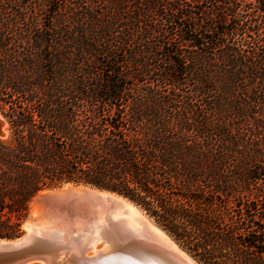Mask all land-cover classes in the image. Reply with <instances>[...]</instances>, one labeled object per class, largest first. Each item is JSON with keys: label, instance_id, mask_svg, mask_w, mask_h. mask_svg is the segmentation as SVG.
Returning a JSON list of instances; mask_svg holds the SVG:
<instances>
[{"label": "trees", "instance_id": "trees-1", "mask_svg": "<svg viewBox=\"0 0 264 264\" xmlns=\"http://www.w3.org/2000/svg\"><path fill=\"white\" fill-rule=\"evenodd\" d=\"M0 115V237L90 184L201 264H264V0H0Z\"/></svg>", "mask_w": 264, "mask_h": 264}, {"label": "water", "instance_id": "water-1", "mask_svg": "<svg viewBox=\"0 0 264 264\" xmlns=\"http://www.w3.org/2000/svg\"><path fill=\"white\" fill-rule=\"evenodd\" d=\"M3 126L0 115V136L4 134ZM32 202L38 215L25 221L29 230L25 228L16 237H0V264H84L92 260L93 264H194L195 258L189 253L185 251L189 255L185 256L169 247L153 228L126 207L123 209L126 202L140 207L116 192L68 182L63 187L36 192ZM59 210L69 221L66 235L58 227L37 224L41 216ZM95 232L103 244L94 255L87 256L77 242Z\"/></svg>", "mask_w": 264, "mask_h": 264}, {"label": "bare ground", "instance_id": "bare-ground-1", "mask_svg": "<svg viewBox=\"0 0 264 264\" xmlns=\"http://www.w3.org/2000/svg\"><path fill=\"white\" fill-rule=\"evenodd\" d=\"M31 207H32V214L33 217H36L38 215V208L37 206L32 202L31 203ZM127 208L128 212L130 214H134L135 216L139 217L140 219H142L146 224H148L151 228L154 229V231L162 238V240L169 246L172 247L173 249L179 251L181 254L185 255V256H189L185 250H183L181 247H179V245L177 243H175V241L165 232L163 231L161 228H159L157 225L154 224V222H152L137 206H135L132 203H124V208ZM49 217V219H48ZM39 223H37L38 225H41V227H47V228H60L62 229L63 235H66V230L69 224L67 215H65V213H63L62 210H59L58 212L52 211V214L50 216H46L43 217L41 216V218H39ZM24 228H26L27 230H29V228L26 226V223H24ZM77 228L80 227V224L78 223ZM103 230V229H99L98 231ZM98 234L97 232L93 233V234H88L85 236H82L80 238V240L77 242V245H79L80 248H82V250H84V254L87 256H92L94 255V253L96 252V250L101 247L100 244H103V242H101L98 239ZM90 249L89 252H87V250ZM81 250V251H82ZM193 263L194 264H200L197 260L193 259ZM92 261H89L87 263L84 264H93Z\"/></svg>", "mask_w": 264, "mask_h": 264}, {"label": "rangeland", "instance_id": "rangeland-1", "mask_svg": "<svg viewBox=\"0 0 264 264\" xmlns=\"http://www.w3.org/2000/svg\"><path fill=\"white\" fill-rule=\"evenodd\" d=\"M3 132H4V134L3 135H1V136H3V137H7L8 136V130H7V128H6V124H5V122H4V126H3ZM78 185H80V184H78ZM64 186V184L63 185H61V186H58V187H63ZM43 190V189H42ZM141 209V208H140ZM144 213H145V215L152 221V222H154V224L155 225H157L159 228H161L154 220H153V218L152 217H150L143 209H141ZM31 216H33V214H32V207H31V199H30V201H29V208H28V213H27V215H26V217L22 220V223H21V225H20V231H19V233L16 235V236H18L19 234H21L23 231H24V223H25V221L27 220V218H29V217H31ZM162 229V228H161ZM163 231H165L164 229H162ZM166 232V231H165ZM167 233V232H166ZM168 234V233H167ZM169 235V234H168ZM15 236V237H16ZM170 236V235H169ZM171 237V236H170ZM172 238V237H171ZM173 239V238H172ZM174 240V239H173ZM175 241V240H174ZM175 243H177L176 241H175ZM178 244V243H177ZM179 245V244H178ZM179 247H181L180 245H179ZM182 248V247H181ZM183 249V248H182ZM184 250V249H183ZM193 257V256H192ZM30 264H41V263H38V262H35V263H30ZM201 264V263H200Z\"/></svg>", "mask_w": 264, "mask_h": 264}]
</instances>
